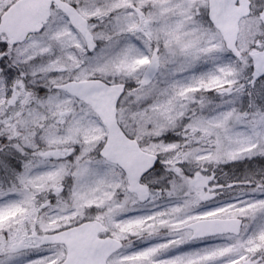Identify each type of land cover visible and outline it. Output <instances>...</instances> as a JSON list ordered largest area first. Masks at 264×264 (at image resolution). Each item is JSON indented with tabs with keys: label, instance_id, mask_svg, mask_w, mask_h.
<instances>
[{
	"label": "snow or ice",
	"instance_id": "1",
	"mask_svg": "<svg viewBox=\"0 0 264 264\" xmlns=\"http://www.w3.org/2000/svg\"><path fill=\"white\" fill-rule=\"evenodd\" d=\"M0 264H264V0H0Z\"/></svg>",
	"mask_w": 264,
	"mask_h": 264
}]
</instances>
